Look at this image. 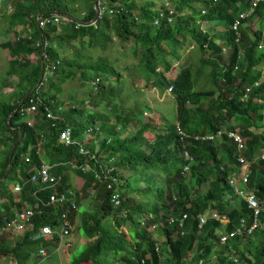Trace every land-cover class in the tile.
<instances>
[{
	"label": "trees",
	"instance_id": "16d2710c",
	"mask_svg": "<svg viewBox=\"0 0 264 264\" xmlns=\"http://www.w3.org/2000/svg\"><path fill=\"white\" fill-rule=\"evenodd\" d=\"M26 1L16 0L11 11L0 13V18L4 20L9 12V29L21 25L24 31L32 30L18 36L15 43L4 42L3 46L13 56L25 50H36L39 54L30 71L23 72L22 66H19L9 68L5 74L18 75V84L23 85L26 81L28 86L15 100L0 101V123L4 129L0 137L4 142V149L0 150V228L4 222L27 208H31L33 215L26 230L16 231V234H20L18 240L9 242L3 238L4 235H0L2 263L13 261L15 264H25L30 256H41L40 248L46 249L49 255L58 236L42 237L40 232L45 227L58 230L61 215L68 212L70 228L77 221L76 229L83 232L85 239H94L95 242L81 249L66 264H105L108 261L112 264L118 261L122 264H208L211 259L215 260V264H264V211H259L257 224L250 229L254 220L253 211L235 193L234 185L229 180L230 175L237 177L242 170L237 158L243 156L248 162V188L254 191L260 206H264V158H261L260 152L264 148V43L260 42L263 40L264 2L257 4L249 17L257 29L252 35L249 34L251 30L245 27L246 21L241 20L240 28H244L241 32L239 28L237 41L230 26L236 19L232 15L239 16L242 12L236 7L238 0H175L174 10L180 12L186 9L187 15H177L170 25L166 20L167 12L158 25L154 24L159 13L167 11L168 4H172L170 0H163L158 7L154 1L108 0L109 8L115 12L102 17L96 14V0H87L91 2L81 16L64 13L68 7L63 0ZM201 10L203 15H200ZM51 14L75 17L81 23L77 27L72 22V28L58 35L68 44L77 42L71 45L72 53L63 54V47L59 50L57 45H52L47 48L48 61L41 56L40 48H31L29 43L39 36L50 38L51 33L56 32V27L42 29L37 26V16L48 17ZM199 21L219 22L227 30L217 37L201 29ZM113 35L126 42L123 47L125 50L130 48L145 81L170 87L176 100V120L169 126L159 128L151 141L145 134L146 128L151 127L149 122L140 123L134 134L128 133L122 139L128 125L132 120L136 122V118L129 119L114 113V123L109 124L111 120L107 118L99 128L109 134L111 141L107 143L102 140L101 149L115 143L109 148L111 153L100 155V151H95L88 142H79L95 155V161L78 152L79 144L66 145L58 142L57 137L63 128L69 127L71 137L78 140L77 130L83 128L86 122V131L91 132L90 126L101 116L91 114L82 122L80 112L73 107L72 111H76L80 118L63 114L58 103V92L62 90L58 83L52 81L48 84V91L40 92L35 90V85H43L42 68L60 59L56 71L59 81L75 76L95 80L93 87L106 97L108 107L114 103L116 92L121 91L118 84L123 73L106 58L99 55L92 60V55H83L81 50H104L113 44ZM186 38L191 40L189 45L192 48L196 47L201 56H206L199 58L195 71L191 66L183 65L174 76L167 75L165 72L171 69L172 62L165 55L166 51L170 52ZM218 39H223L224 45L231 47L227 60L220 56L223 45L217 42ZM61 45L62 42L58 40L60 48ZM172 54L179 57L176 51ZM12 63L19 65V59L12 58ZM159 64L162 68H159ZM205 64H210L209 73L206 74L210 78L206 79L209 86L197 89L194 74H198ZM64 65L68 70L61 74ZM127 67H131L130 75L133 74L131 63ZM102 71L107 78L108 74L115 77L109 78L108 84H105ZM31 95L41 97L37 111L41 118L34 120V126L29 127L24 121L20 122L22 116L19 108L27 103ZM190 103L191 107H188ZM47 111L59 116L55 120L58 122L55 127L46 118ZM231 120L234 122L230 123ZM177 126L185 133L183 138L178 134ZM220 128H224L220 137L202 138L206 133L216 134ZM228 131L242 136L244 147L241 150L228 137ZM145 144H148L147 147ZM39 147L44 151L51 173L61 176L60 184L46 187L29 180L31 173L42 162ZM184 152L191 156V160L184 156ZM25 155L29 157L28 162ZM109 161L112 163L106 167ZM7 162L6 175L3 176ZM85 162L89 163L90 170L74 169L87 185L96 187L94 199L100 200L98 209L93 213L80 212L77 192L75 210H70L67 204L48 203L52 193H60L63 185H69L65 172L72 164L80 166ZM185 165H188V169H184ZM107 169V178L99 181L96 174L101 176V171ZM125 171H129V174H124ZM9 172H15L11 177L18 180L13 183L21 185L17 194L12 193L9 184L3 183ZM112 177L117 178L121 187L122 201L119 206L112 203V190L105 185V181ZM202 185H205L204 190ZM237 186L244 190L243 185ZM211 210L225 216L228 222L222 224L208 218L199 226L200 215L208 216ZM109 216L115 219V226L109 227L103 223L104 218ZM183 216L185 219H182ZM123 225L134 233L132 238L122 230ZM158 226H161L159 232L164 240L160 251L155 250L156 241L152 234ZM233 231L236 232L224 242L219 240L221 234ZM233 252H236V260L227 256V253Z\"/></svg>",
	"mask_w": 264,
	"mask_h": 264
},
{
	"label": "rangeland",
	"instance_id": "374dc122",
	"mask_svg": "<svg viewBox=\"0 0 264 264\" xmlns=\"http://www.w3.org/2000/svg\"><path fill=\"white\" fill-rule=\"evenodd\" d=\"M16 0H0V13L3 11H8L13 8V3H15ZM27 3L26 0H21ZM64 3H66V6L68 7V11L64 13H70L72 15L81 16L83 12H86L88 9L89 3L91 1L87 0H63ZM101 2L104 7L108 6V0H97L96 3ZM144 1H154L155 6L158 7L159 4L163 0H144ZM172 4H170L169 7H173L175 4V0H170ZM264 2V1H262ZM243 3V4H242ZM238 0V3L236 4V7L239 8V10L244 11L247 14V18L244 20L246 21V26L251 31H249V34L252 35L253 31L257 29L254 27V23L250 21V15L253 13V10L247 9L246 7H249V3L246 1ZM246 6V7H245ZM102 8V7H101ZM97 16H103L102 13H100L99 9L97 8ZM9 13V12H8ZM4 17V20L0 18V101H13L15 100L20 93L24 92L26 87L28 86V83L24 81L23 85L18 84V75L16 74H9L6 76V72L9 71V68H17L19 66H22L23 72L30 71L32 67L35 66V63L38 59V53L36 50H33L31 52H21L19 51L16 53V56H13L9 50H7L4 46V42H8L10 44H13L18 39V36H22L23 33L26 32V34L31 33L32 30L24 31V28H22L21 25H17L13 29H9L7 25V14ZM186 9L181 10V14L185 15ZM55 14L48 15L46 20L45 27H56V32L51 33V39L53 41L48 40L49 46L57 45L58 49L61 50L63 47V54H71L72 48L71 45H76V41H72V43L68 44L64 39L61 40L58 38V35L61 33L64 34L66 29L72 28V22L74 23L77 18L69 17L68 19H65L62 22H56L54 19ZM233 18H237V16L232 15ZM62 17L66 16H60V19ZM43 19V16H37L36 20ZM47 19L49 21H47ZM227 23L230 25V23L227 21ZM208 23L201 22L200 27L201 29L208 30V26H206ZM39 26V24H37ZM244 28V27H242ZM240 28V32L241 29ZM227 30L223 25L220 28V34L221 32H224ZM262 34L264 37V22H262ZM31 38L30 36L28 37ZM250 38H252L250 36ZM42 37H36L31 40V44L29 43V47H35V43L37 41H41ZM50 39V40H51ZM58 40L62 42L61 48L58 46ZM191 40L189 38H186L185 40L181 41L180 45H176L173 50L166 51L169 59L172 62L173 69L166 71L165 73L167 75H173L175 71L180 69L183 65H189L191 66L192 71H195L198 66L199 58L205 57L206 54L200 55L199 51L196 49V47L191 49V46L189 45V42ZM217 42L220 45H223L222 52L220 53L221 57H224V60H227V55L230 52L231 48L224 45L223 39H218ZM126 43V42H124ZM120 39L115 37L113 35V44H109L108 48L106 47L104 50L94 48L93 50L86 51L81 50L83 55L90 54L92 55V60L97 59V57L100 55L103 58H106L109 62L115 64L117 68L120 70V72L123 73V75L120 76V83L118 86L120 87V92L117 94L116 89V95L113 96L114 103H111L107 107L105 104L106 97L101 93H97V89L93 87V80L92 79H85L80 78L78 76L75 77H69L65 78L64 81H59V75L55 73L52 77H49L48 80H46L41 87H37V84L35 85V90L37 92H40L41 90L48 91V84L52 81H56L58 83V86L62 89L58 92V103L61 106V111L66 114H71L74 116V118H80L78 115V112H80L82 119V122H85L86 119H88L89 115H97L101 116V118L97 117L95 124H93V131L87 132L86 128L88 127V124L85 122V126L81 129H78V140L84 143H89V145L95 150L100 151V155H108L111 153V146L112 145H106L104 148L101 149V142L102 140H106L107 143L111 142L109 141V134L106 131H102L100 128L101 125L105 124L104 120L109 119V124L114 123L115 117L114 113H118L122 115L123 117H127L129 119L136 118V122L132 120V122L128 125L127 130L124 134H122L121 138L124 139L128 134H134L136 130L139 128L140 123L142 122H149L151 125L146 128L145 134L148 136V140L153 139V134L159 132V128H164L165 126H169L170 124L174 123L176 120V100L175 97L171 94V91L166 90L167 87H164L163 85L155 83V81H145V79L142 77L140 70L141 67L136 63V59L132 57L130 48L128 50H125L123 47L124 44ZM48 46V47H49ZM190 46V47H189ZM171 47V46H170ZM38 48V47H37ZM42 49V48H40ZM188 50H190L188 52ZM173 51H176L179 57H176L174 54H172ZM61 53V51H60ZM181 56V58H180ZM12 58L19 59V65L12 63ZM132 65L133 68V74L131 73V67H127V65ZM16 66V67H15ZM209 66L210 64H205L201 70L198 72V74H194L196 79L195 88H206L209 86V82L206 79H209V76L206 75L209 73ZM161 67V64H159V68ZM158 68V69H159ZM162 68V67H161ZM68 67L64 65L61 70V74H63L64 71H67ZM79 71L77 74H79ZM22 73V71H20ZM91 74H93V71H91ZM101 76L103 79V82L105 84H108L109 78L115 77L114 74H108V78L106 76L105 72H101ZM6 83V84H3ZM164 85H166V82L164 81ZM53 90V89H51ZM50 90V91H51ZM18 93V94H17ZM99 104V105H98ZM98 105V106H97ZM72 107L76 109V111H72ZM188 107H191V103L188 104ZM39 112H36L34 114V119L40 120L41 117H39ZM38 117V118H37ZM26 118L21 117L20 122L24 121ZM234 121L231 120L230 123H233ZM142 125V124H141ZM90 126V127H92ZM89 127V128H90ZM88 128V129H89ZM223 130L224 128H220ZM253 130V128H251ZM3 127L0 123V137L3 133ZM238 130V129H237ZM148 144H145V147H147ZM85 147V146H84ZM4 149V142L0 140V150ZM102 151V153H101ZM260 152L264 153V148H261ZM24 158V156L22 157ZM96 158V157H95ZM45 160L47 158L45 157ZM97 161V160H96ZM112 161H109L106 164V167L111 165ZM20 165V164H19ZM243 168V167H242ZM15 172L17 173L18 170L16 169ZM15 172H9L8 176L3 180V183L11 187L15 184L13 182L18 181L16 177L13 176V173ZM129 174V171H125L124 174ZM65 175L67 177L68 184L70 185V188L77 192V200L79 201V211L80 212H95L98 207L100 206V200L94 199V195L97 192L96 187L93 185H87L86 180L83 179L81 176H79L74 167H70L66 172ZM230 177H234L233 175H230ZM2 179V178H1ZM233 184H238V178L235 177V181ZM202 190L205 189V185H202ZM13 194H17V191L11 190ZM260 210L264 211V206H260ZM212 212H215L214 210H211ZM261 211V212H262ZM104 224H108L109 227L115 226V219L113 216H109L104 218L103 221ZM223 222L222 224H224ZM76 224L70 228V244H66V241L61 242H55L53 248L51 249L49 255L46 256H30L29 259L26 261L25 264H59L60 262H70L72 257L76 256L78 252L83 249L88 244H92L95 242L94 239H85L82 234L83 232L76 229ZM122 230H125L129 238H132L131 235H134V233H131V230L126 225L122 226ZM161 226L156 227L153 231V238L155 241L163 245V237L160 234ZM7 241L13 242L19 239L20 234H16V232L10 231L4 234ZM42 246V245H41ZM218 248V247H217ZM165 254V252H164ZM192 255V254H191ZM232 254L227 253V256L230 257ZM2 259V258H1ZM113 262V260H111ZM2 263V261L0 260ZM8 264H15V262L11 261ZM105 264H111L109 261ZM114 264H122L121 261L114 262ZM208 264H215V260L211 259L209 260Z\"/></svg>",
	"mask_w": 264,
	"mask_h": 264
},
{
	"label": "built area",
	"instance_id": "2783aa9c",
	"mask_svg": "<svg viewBox=\"0 0 264 264\" xmlns=\"http://www.w3.org/2000/svg\"><path fill=\"white\" fill-rule=\"evenodd\" d=\"M242 1H246V2H250L251 7H256V4L261 1V0H240ZM170 4V3H169ZM168 4V9L167 12L169 14V16L167 17V22L171 23L173 18L172 15L174 13V9L173 7H169ZM165 6H167V3H165ZM102 7V8H101ZM100 11V13H102L103 15L108 13V15H112L115 11L113 8H109V7H104L103 4L101 2H98V7H97ZM164 12L161 11V13L159 14L160 18H164ZM247 17V14L245 12H241L239 17L237 19H235L234 23L231 25V30H233L236 34L237 37V41L239 39V33H238V27L240 25V21L245 19ZM47 17H43V19H39L36 20L37 24H39L40 28L42 29H46L47 27H45L46 25V19ZM54 19L56 22H60V16L59 15H54ZM47 21H49L47 19ZM155 24H157V21L155 22ZM50 38H46V37H42L41 41H37L35 43V47L38 48H42L41 49V56L45 59V60H50L49 56H48V52H47V48L49 46L48 44V40ZM50 41V40H49ZM60 64V60L56 59L55 61L49 62L45 65V67L42 68V73H41V79H42V83H44L46 80H48L49 77H52L56 71L57 68ZM93 83H95V80L92 81ZM41 103V97L39 95H31L28 98V101L25 105H21L19 108V113L22 117H25L26 119L24 120L25 124L29 127L34 126V114L38 111V106ZM46 118L48 120L51 121V125L53 127H55L56 125H58V122L55 121L59 118V116L57 115H53L50 111H47L46 113ZM89 131H93V127H91L89 129ZM177 131L178 134L181 136V138L185 135L184 132L179 128V126H177ZM224 131L223 130H219L217 131L216 134L211 133L206 135V138H216V137H220L221 133ZM228 137L232 138L235 142L236 145L238 147V149H242L244 147V139L242 138V136L235 132V131H228L227 132ZM198 137V136H197ZM58 138V142L64 143L66 145H72V144H79L78 147V152L80 154H84L86 155V157H90V159H94L96 161L95 155L90 153L83 144L79 143V140L73 139L71 137V130L69 127L63 128V130L60 131L59 133V137ZM40 145V144H39ZM184 156L186 158H188L189 160H191V156L188 155L187 152H184ZM261 158H264V153L261 154ZM238 162L241 163L242 165V170L239 172L237 178H238V184L243 185V189L239 188L236 184H233V182L235 181V176L234 177H230L229 180L230 182L234 185V190L235 193L237 195H239L241 197V199H243L247 205V208L253 211V224L251 226L250 229L254 228L257 224V216L258 213L260 211V205L258 200L256 199V195L252 190H249L248 188V174H249V169H248V162L246 161V159L243 156H239V158H237ZM25 161L28 162L29 161V157L28 155H25ZM72 167H76V168H80L81 170L84 171H88L91 169L90 165L88 162H85L84 164L78 166L77 164L73 163ZM188 166H184V169H187ZM109 174V170H102L101 171V176L97 173L96 177L97 179L100 181V179L103 178H107V175ZM31 182L34 183H38V184H42L43 186L48 187L47 185H51V186H56L58 184H60L62 181L61 176L60 175H55L53 173H51L50 171V166L49 164L45 163V162H41V165L39 166V168H37L35 171H33L30 175V179ZM106 187L109 190H112V195H111V201L115 206H119L121 204V193L119 191L120 186L117 184V178L112 177L111 180H108V182L106 183ZM12 190L13 191H20L21 190V185L19 183L13 184L12 186ZM75 191L72 190L70 187L68 186H64L62 187V191L60 193H52L49 196V200L48 203L51 204H55V205H69V209L70 210H75L76 209V201H75ZM33 215V212L31 210V208H27L25 210V212L22 213H18L15 218L6 221L3 223V225L0 228V235H4L7 232L13 231L16 232L18 230H26V228H28L27 223L29 222L30 217ZM208 218H212V219H216L218 220L220 223H227L228 220L226 219L225 216H220L217 212H210V215L205 216V215H200L199 217V226L203 225L205 220ZM182 219H185V216L182 217ZM236 231H233L231 233L228 234H221L219 236V240L221 242H224L227 237L232 236ZM40 236L42 237H52V235H56L58 236V241L57 242H61V241H66V244H70V240H69V236H70V223H69V219H68V212H64L61 215V225L59 226L58 230H52L49 227H45L41 232H40ZM156 251L159 250V246L156 245L155 246ZM39 253L41 256H46L47 255V251L44 248H40L39 249ZM0 264H3L0 262ZM59 264H66L65 262H60Z\"/></svg>",
	"mask_w": 264,
	"mask_h": 264
},
{
	"label": "clouds",
	"instance_id": "9594fccd",
	"mask_svg": "<svg viewBox=\"0 0 264 264\" xmlns=\"http://www.w3.org/2000/svg\"><path fill=\"white\" fill-rule=\"evenodd\" d=\"M97 1V0H96ZM215 1V0H214ZM262 1H264V0H261V1H259L257 4H259V3H262ZM100 2V1H99ZM241 2V1H240ZM168 3V2H167ZM242 3V2H241ZM243 4V3H242ZM257 4H256V6H257ZM97 7H98V3H97ZM174 7V6H173ZM247 9H250V10H253L255 7H251V4H250V2H249V7H246ZM174 9V8H173ZM164 12V15H165V12H167V11H163ZM242 12H244V11H242ZM168 13V12H167ZM160 14V13H159ZM186 15H187V12L185 13ZM204 13H203V11L201 10L200 11V15H203ZM56 15H59V16H62L61 14H56ZM177 15H179V16H184V15H182L181 14V11L180 12H178V11H175L174 10V13H173V15H172V18H173V20H172V22L171 23H168L167 22V24L168 25H170V24H172L174 21H175V18H176V16ZM168 16H169V14H168ZM178 16V17H179ZM44 17V16H43ZM239 17V16H238ZM237 17V18H238ZM69 17H62V19H61V21L60 22H62V21H64L65 19H68ZM164 18H165V16H164ZM164 18H160L159 17V15H158V17L155 19V21H154V24H155V22L157 21V24H155V25H158L159 23H160V21L162 20V19H164ZM236 18V19H237ZM247 18V17H246ZM245 18V19H246ZM245 19H243V20H245ZM166 20H167V17H166ZM201 22H204V23H208V24H206V26H208V28L209 29H213V30H205L206 32H209V34H211V35H215L216 34V36L217 37H219V35H220V28L222 27V24L221 23H219V22H209V21H199L198 22V24L199 23H201ZM241 22V21H240ZM75 23H76V26L78 27L79 25H80V23H81V20L80 19H76L75 20ZM234 23V22H233ZM232 23V24H233ZM199 26H200V24H199ZM242 26V22L240 23V25H239V27H238V33H239V28ZM201 28V27H200ZM230 29H231V26H230ZM204 30V29H203ZM226 31V30H225ZM233 31V30H232ZM263 31V30H262ZM235 33V32H234ZM239 37V36H238ZM262 39L263 40H261L260 42L261 43H264V37H263V34H262ZM50 40V39H49ZM51 41V40H50ZM190 47V46H189ZM227 47H230V46H227ZM231 48V47H230ZM191 49H192V46H191ZM190 50H188V52H189ZM231 51V50H230ZM180 58H181V56H180ZM58 60H60V59H58ZM60 62H61V60H60ZM171 69H173V65H172V67H171ZM170 69V70H171ZM176 73V71L173 73V76H174V74ZM166 90H169L170 91V87H168ZM185 134V133H184ZM208 134H211V133H206V134H203L202 135V138H206L205 136L206 135H208ZM185 136V135H184ZM183 136V137H184ZM200 136V135H199ZM198 136V137H199ZM182 137V138H183ZM216 138H218V137H216ZM41 149L42 148H40L39 147V149H38V153H39V151H41ZM41 155H42V153H40ZM261 154H262V152H261ZM42 161V160H41ZM47 164H48V162H46ZM185 166H188V165H185ZM188 169V168H187ZM116 178V177H115ZM105 181V180H104ZM106 181H105V185H106ZM16 184V183H15ZM38 184V183H37ZM117 184L120 186V184H119V181L117 180ZM42 185V184H41ZM13 186V185H12ZM43 186V185H42ZM68 187H70L69 185H67ZM120 189H121V187H120ZM119 189V190H120ZM254 192V191H253ZM256 195V194H255ZM256 199H257V197H256ZM260 205V204H259ZM125 231V230H124ZM126 232V231H125ZM164 241V240H163ZM156 245H158L159 246V250L158 251H160L161 249H160V244H158L157 242L155 243V246ZM154 246V247H155ZM156 250V249H155ZM232 255L230 256V258L231 259H233V260H236V252H233V253H231ZM201 261V260H200Z\"/></svg>",
	"mask_w": 264,
	"mask_h": 264
},
{
	"label": "crops",
	"instance_id": "0c3cea01",
	"mask_svg": "<svg viewBox=\"0 0 264 264\" xmlns=\"http://www.w3.org/2000/svg\"><path fill=\"white\" fill-rule=\"evenodd\" d=\"M39 153H42V155H41V160H42V162H45V163H46L47 160H45V157H46V156H45V154H44V151L41 149V151H39ZM69 186H70V185H69ZM3 238H5V239L7 238V239H8V237H5V236H4ZM111 264H112V263H111Z\"/></svg>",
	"mask_w": 264,
	"mask_h": 264
},
{
	"label": "water",
	"instance_id": "95a60500",
	"mask_svg": "<svg viewBox=\"0 0 264 264\" xmlns=\"http://www.w3.org/2000/svg\"><path fill=\"white\" fill-rule=\"evenodd\" d=\"M94 8H95V10H96V14H97L98 12H97V3H96V2L94 3ZM18 141H19V138H18L17 142H18ZM7 168H8V162H7L6 166H5V170H4V174H3V176L6 175Z\"/></svg>",
	"mask_w": 264,
	"mask_h": 264
}]
</instances>
